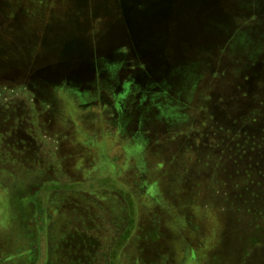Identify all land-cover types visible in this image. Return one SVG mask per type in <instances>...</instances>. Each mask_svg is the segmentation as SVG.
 I'll list each match as a JSON object with an SVG mask.
<instances>
[{"label": "rangeland", "instance_id": "obj_1", "mask_svg": "<svg viewBox=\"0 0 264 264\" xmlns=\"http://www.w3.org/2000/svg\"><path fill=\"white\" fill-rule=\"evenodd\" d=\"M195 2L174 14L197 30L170 51L196 69L164 111L132 106L118 69L98 75L138 70L114 0H26L93 65L68 79L22 54L2 26L20 3L0 0V264H264V0Z\"/></svg>", "mask_w": 264, "mask_h": 264}, {"label": "flooded vegetation", "instance_id": "obj_2", "mask_svg": "<svg viewBox=\"0 0 264 264\" xmlns=\"http://www.w3.org/2000/svg\"><path fill=\"white\" fill-rule=\"evenodd\" d=\"M6 1V5L9 6H12V1H19L20 4H18V7L16 4L15 8L9 7L8 11L11 10L9 15L10 18H7L5 20V25L2 26H4V28L6 27V30L9 31L11 27L14 28L16 24L19 25L18 27L21 32L20 36L23 40L21 42L23 44L21 47L22 54L30 55V51L35 49V60L39 59L40 61H45L39 65L38 69L40 71L47 70L51 72L49 73L50 75L56 76L58 73L65 74L67 79L72 77L73 74L79 75L82 73V77H85L88 72L92 74L93 65L91 62H74L73 58H71L72 56L69 54L74 47V40L63 39L59 42L57 39L58 32L50 27L52 25L50 22L51 19H45L43 11L37 13L34 10L32 14H29L25 7L27 4L26 0ZM114 1L118 8V14L123 21L124 29L130 33L132 32L130 39L127 40L129 45H125V47L130 48V50L123 48V51H121V54L124 55V64H128L129 67L131 66L132 70L133 68H137L138 70L128 73V71L121 68H113L104 65V71L99 72L98 75L102 77L101 79H105L108 70L118 69L115 75L129 80L131 86L122 88L121 84L123 83L120 82L117 89L121 90V92H127L130 98L132 97L134 100L137 99L136 103L132 102V106L137 107L138 102L144 101L146 97H154V102L156 97L158 99L161 97V100L155 102L156 104L153 105L162 107L165 111L166 106H168L170 102L165 103V100H162L165 98L163 94L173 89L175 78H184L186 75L194 73L193 69L195 68V63L180 59L175 53L170 51L173 38L175 37L172 35V32L180 31L181 33L178 36L180 37L182 33L197 30V26L194 23L187 24L183 17L180 18L179 15L176 18L174 14L175 11L180 8L182 9L181 13L185 12L183 7H185L186 0ZM199 4H201V2H198V5ZM194 5H197V0ZM1 21L2 20H0V25ZM151 32L159 33V39L152 42L147 41V44H144L143 41L139 39V33ZM180 38L184 40L183 37ZM58 44L60 50L55 49L58 47ZM6 56L9 58L11 56V51H7ZM104 59L105 61L113 60L112 55L106 54V52H104ZM57 69L59 70L57 71ZM123 72L125 73L121 76ZM20 77L21 75H17L16 77V82L21 83L19 84V91L23 90L28 96L38 94L37 91L35 92V86L29 87L27 84L22 83L23 80H21ZM88 77L92 78L91 75ZM122 86H124V84ZM150 92L153 94H150Z\"/></svg>", "mask_w": 264, "mask_h": 264}, {"label": "trees", "instance_id": "obj_3", "mask_svg": "<svg viewBox=\"0 0 264 264\" xmlns=\"http://www.w3.org/2000/svg\"><path fill=\"white\" fill-rule=\"evenodd\" d=\"M116 249H117V247H115L114 248V250H113V253L111 254V257L113 256V257H116L117 256V251H116ZM29 256L31 255V257L29 258L30 259V261L28 262V264H36L37 262H36V257H37V253H36V251H34L33 250V252L32 251H29V254H28ZM93 258V260L94 261H97L96 259L97 258H94V256L92 257ZM82 264V263H81ZM109 264H115V262L114 261H112V262H109Z\"/></svg>", "mask_w": 264, "mask_h": 264}, {"label": "water", "instance_id": "obj_4", "mask_svg": "<svg viewBox=\"0 0 264 264\" xmlns=\"http://www.w3.org/2000/svg\"><path fill=\"white\" fill-rule=\"evenodd\" d=\"M180 33H181L180 31H176V32H172V35L177 37V36H179Z\"/></svg>", "mask_w": 264, "mask_h": 264}]
</instances>
